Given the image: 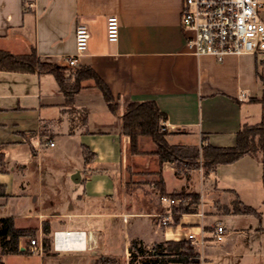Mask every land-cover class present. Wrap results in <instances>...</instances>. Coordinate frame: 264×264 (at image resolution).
<instances>
[{
  "label": "crops",
  "instance_id": "obj_1",
  "mask_svg": "<svg viewBox=\"0 0 264 264\" xmlns=\"http://www.w3.org/2000/svg\"><path fill=\"white\" fill-rule=\"evenodd\" d=\"M182 2L0 0V49L13 54L34 49L41 60L62 67L70 80L76 68L86 65L114 98L153 100L166 115L171 144L234 145L243 123L264 119V54H227L220 60L211 54H192L185 47L186 31L180 23ZM109 15L119 19L115 41L106 37ZM260 17L264 20V7ZM80 22L90 37L85 53L71 67L66 56L75 51L74 32ZM121 114L119 108L110 111L91 79L83 80L68 99L51 73L0 70L4 158L0 186L5 191L0 196V217L11 216L17 227L36 229V238L41 239L43 223L52 234L83 232L80 248L55 249L52 244L47 253L5 254L4 264H31L26 257H36L39 264H58L57 256L97 264L101 255L122 257L127 264L132 239L150 249L156 242L186 239L188 233L205 238L196 249L199 264H212L206 255L211 247L227 254L229 264L264 255V167L259 159L245 154L207 173L196 167L180 174L172 162L164 161L165 194L195 192L200 202L195 211L174 213L171 208L178 220L173 222L172 216L162 225L158 215L168 207L161 195L149 210L116 195V177L128 144L120 133ZM83 145L94 153L89 162L83 159ZM60 161L64 169L55 174L52 166ZM157 165L158 161L154 170L160 168ZM152 175L154 186L157 175ZM57 182L63 185L58 188ZM234 198L261 216L225 212ZM121 215L128 220L124 226L118 219ZM214 221L226 228L221 241L212 238L209 227ZM20 244L23 247L24 239Z\"/></svg>",
  "mask_w": 264,
  "mask_h": 264
},
{
  "label": "trees",
  "instance_id": "obj_2",
  "mask_svg": "<svg viewBox=\"0 0 264 264\" xmlns=\"http://www.w3.org/2000/svg\"><path fill=\"white\" fill-rule=\"evenodd\" d=\"M0 70L18 72H40L51 73L57 80L61 90L70 98L72 93L82 86V81L91 79L94 86L101 92L108 108L114 112L116 103L108 85L86 65H81L75 69L73 79L65 76L64 69L57 64L43 61L34 49L28 53L13 54L7 50L0 49ZM261 78V76H260ZM166 115L159 110L153 100H129L128 107L122 112L120 117V133L129 137L130 148L137 152V138L146 135L156 143V153L160 163V168L154 173L157 175L155 181L160 195L165 194L164 181L161 174V165L164 161L173 163L174 172L180 174L191 168L198 167L199 162L205 173L213 170L219 163H229L237 160L245 154H249L262 163L264 167V119L248 124L243 123L236 132V142L230 146H216L212 144L181 145L171 144L164 137V133L159 131L160 120H165ZM82 156L85 162L93 159L94 153L86 145L82 146ZM0 170H4V158L0 154ZM262 183H264V172H262ZM182 194L190 197V201L180 207H172L176 212L195 211L199 205V195L192 193H172V196ZM4 187L0 186V196H4ZM226 212L234 214H250L260 217V212L255 208L242 204L238 198L230 202V206H225ZM178 220L177 215L173 216V222ZM43 252L47 253L51 240H49V227L42 224ZM36 238V229L30 227H17L11 216L0 217V264L3 263V255L15 253H28L30 239ZM24 239L23 249H20V242ZM127 264H193L192 259L199 254L189 239L164 240L153 244L151 249H147L140 239H132L128 246ZM99 264H117V259L111 255H101L98 257Z\"/></svg>",
  "mask_w": 264,
  "mask_h": 264
},
{
  "label": "built area",
  "instance_id": "obj_3",
  "mask_svg": "<svg viewBox=\"0 0 264 264\" xmlns=\"http://www.w3.org/2000/svg\"><path fill=\"white\" fill-rule=\"evenodd\" d=\"M29 6L32 1L27 2ZM264 7V0H183L180 23L186 31L185 47L192 54L199 56L211 54L218 60L227 54L262 53L264 54V20L260 17V10ZM119 19L116 15H109L106 19V37L109 41H115L118 37ZM89 30L84 23H78L75 27V51L66 56L69 66L77 65L88 44ZM244 96V95H243ZM163 124L166 125L165 121ZM53 145V142H48ZM168 210L159 214L160 223L167 225L173 216L172 207H180L188 203L186 196H172L163 194L160 197ZM60 231V230H59ZM58 231L53 233V247ZM67 232H82L70 231ZM83 233V232H82ZM226 234L223 224H212L211 235L213 240L221 241ZM196 234L188 233L187 239L196 242ZM204 237L198 239L200 244ZM29 250L42 253V239H30Z\"/></svg>",
  "mask_w": 264,
  "mask_h": 264
},
{
  "label": "rangeland",
  "instance_id": "obj_4",
  "mask_svg": "<svg viewBox=\"0 0 264 264\" xmlns=\"http://www.w3.org/2000/svg\"><path fill=\"white\" fill-rule=\"evenodd\" d=\"M114 101L117 105L116 109L119 108L122 112L128 107L129 100L114 98ZM159 131L164 133V137L168 141L167 135L169 133V130L167 126L163 124V120H160ZM127 139H128V144L125 147L124 161L121 164L120 173L116 177V184H117L116 195H118L119 197H125L126 199L124 201H126L127 203L129 202L135 203L136 205H138V208H140L141 210H149L153 208L157 199L160 197L159 189L155 181H154V186L152 184V179L154 177L152 174L154 173V171L157 170V169L154 170L157 161H158L157 168L160 167L158 155L156 153L157 145L151 139V137L146 135H140L137 138V149H136L137 152H133L132 149L130 148L128 136ZM64 166L65 165L60 161L54 164L52 166V169L55 174H61L62 170L64 169ZM198 167H201L203 169L201 162H199ZM57 183H58L57 185L58 188H60L61 185H63L60 182ZM180 195L185 196L182 194H178L176 196H180ZM186 197H188L190 201V197L189 196ZM224 211L226 212L225 208ZM173 212L175 213L176 211L173 210ZM118 219L121 222V226H124L125 223L128 221V220L127 221L124 220L122 218V215L118 217ZM215 222L217 221H214L213 224ZM209 229H212V225L211 227H209ZM116 230H118L117 227ZM145 232L147 234L149 231L146 230ZM48 237L49 240L53 242V234L49 232ZM198 244H199L198 239L196 240V242L192 243L194 250L197 249ZM51 247L52 246L50 245V247L47 249L49 250V252L50 250H52ZM115 250L117 253H121V248L119 246H116ZM207 253L208 254L206 255L212 258V262H211L212 264H229V259L227 257V254H223L218 249L214 247L208 248ZM198 254L199 255L197 257L192 259L194 262H196L193 264L200 263L201 256L199 252ZM25 255H29V254L26 253ZM56 259H57L56 262L58 264H84L83 259H80L76 262L74 261L73 263L71 261H65V258L61 256H57ZM116 259H117V264H126V260H124L122 257H118ZM25 260L29 261L31 264L32 263L39 264L36 257L35 258L26 257ZM97 264H99V262H97ZM240 264H264V255H258L254 257L253 256L243 257Z\"/></svg>",
  "mask_w": 264,
  "mask_h": 264
},
{
  "label": "bare ground",
  "instance_id": "obj_5",
  "mask_svg": "<svg viewBox=\"0 0 264 264\" xmlns=\"http://www.w3.org/2000/svg\"><path fill=\"white\" fill-rule=\"evenodd\" d=\"M55 245L58 249L82 247L83 235L82 232H67L58 231L55 238Z\"/></svg>",
  "mask_w": 264,
  "mask_h": 264
},
{
  "label": "water",
  "instance_id": "obj_6",
  "mask_svg": "<svg viewBox=\"0 0 264 264\" xmlns=\"http://www.w3.org/2000/svg\"><path fill=\"white\" fill-rule=\"evenodd\" d=\"M75 175H79V173L77 171H75L74 173ZM20 249H23V247H20Z\"/></svg>",
  "mask_w": 264,
  "mask_h": 264
}]
</instances>
